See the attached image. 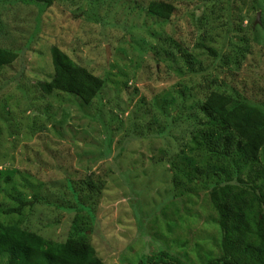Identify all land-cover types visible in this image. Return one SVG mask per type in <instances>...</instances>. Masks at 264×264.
<instances>
[{
  "label": "rangeland",
  "instance_id": "rangeland-1",
  "mask_svg": "<svg viewBox=\"0 0 264 264\" xmlns=\"http://www.w3.org/2000/svg\"><path fill=\"white\" fill-rule=\"evenodd\" d=\"M153 1L173 18L150 16ZM55 45L104 80L89 106L41 92ZM0 47L18 55L0 71V223L87 241L104 264L219 256L209 192L177 196L171 162L211 92L264 104V0H0Z\"/></svg>",
  "mask_w": 264,
  "mask_h": 264
},
{
  "label": "trees",
  "instance_id": "trees-1",
  "mask_svg": "<svg viewBox=\"0 0 264 264\" xmlns=\"http://www.w3.org/2000/svg\"><path fill=\"white\" fill-rule=\"evenodd\" d=\"M26 1L47 7L56 2ZM147 11L150 16L170 21L176 8L171 3L153 1ZM207 50L217 57L214 49ZM50 54L54 75L51 81L38 84L41 92L48 96L54 92L72 95L89 106L104 89V80L76 63L58 45L51 48ZM183 57L192 70L191 55L183 52ZM17 58V53L0 47V71ZM192 109L195 113L188 117L191 134L184 147L186 152L181 151L171 162L172 185L177 196L194 189L210 194L221 240L219 256L211 257L206 264H264V104L248 102L238 94L213 91ZM18 203V207L4 213L21 214L29 204ZM0 264L104 262L87 241L70 238L57 243L17 223H0ZM140 264L189 263L162 250Z\"/></svg>",
  "mask_w": 264,
  "mask_h": 264
}]
</instances>
